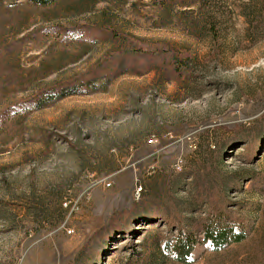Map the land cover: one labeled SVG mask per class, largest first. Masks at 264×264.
<instances>
[{"label": "rangeland", "instance_id": "1", "mask_svg": "<svg viewBox=\"0 0 264 264\" xmlns=\"http://www.w3.org/2000/svg\"><path fill=\"white\" fill-rule=\"evenodd\" d=\"M215 210L248 239L214 250ZM178 229L264 264V0H0V264H182Z\"/></svg>", "mask_w": 264, "mask_h": 264}, {"label": "trees", "instance_id": "2", "mask_svg": "<svg viewBox=\"0 0 264 264\" xmlns=\"http://www.w3.org/2000/svg\"><path fill=\"white\" fill-rule=\"evenodd\" d=\"M53 1L56 0H29V2L33 5L40 7L47 6ZM103 74L104 72L102 73V76L100 75L95 77L90 81L93 82L97 80L99 82L104 78H107L106 82H109L110 79H108V76L109 78L113 76L112 74ZM97 85L100 86L101 83L99 82ZM94 89H96V87ZM91 91L92 89H90V92ZM84 92L87 93L89 91L85 89ZM58 98H60V96H56L54 92L40 94L31 105L24 104L12 109L11 115L14 118H16V115L20 114L28 115L39 109L54 104ZM258 147H260V145ZM258 147L255 148V152L257 151ZM159 219H161L162 222H166V229L168 232L171 233V231L175 229V224L172 223L170 219H165L163 217H160ZM199 231L202 233L204 241L209 242L213 246L214 250H219L220 248H224L231 244L236 245L242 243L250 236L245 230L242 219H235L233 216L223 210L212 211L210 216L200 225ZM178 232L179 234L176 239L164 238L163 240H160L161 243L159 249L163 254H169L172 252L176 253L177 261L185 264L188 260L187 258H189L193 252L196 241L193 235H184L183 232L181 233V229H178Z\"/></svg>", "mask_w": 264, "mask_h": 264}, {"label": "built area", "instance_id": "3", "mask_svg": "<svg viewBox=\"0 0 264 264\" xmlns=\"http://www.w3.org/2000/svg\"><path fill=\"white\" fill-rule=\"evenodd\" d=\"M148 142H149L150 144L152 143L151 140H149ZM139 193H140V191L138 190V191H136L135 195L139 197ZM138 197H137V198H138Z\"/></svg>", "mask_w": 264, "mask_h": 264}]
</instances>
